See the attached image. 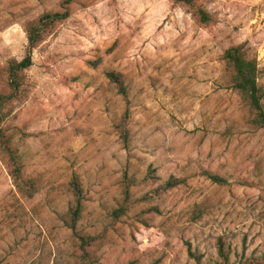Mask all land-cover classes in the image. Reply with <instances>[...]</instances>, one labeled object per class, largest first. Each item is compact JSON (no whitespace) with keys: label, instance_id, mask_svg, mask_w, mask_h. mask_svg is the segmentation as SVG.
<instances>
[{"label":"rangeland","instance_id":"374dc122","mask_svg":"<svg viewBox=\"0 0 264 264\" xmlns=\"http://www.w3.org/2000/svg\"><path fill=\"white\" fill-rule=\"evenodd\" d=\"M202 6L208 26L170 0H74L34 50L1 127L40 191L24 197L0 156V264H79L75 234L91 239L95 264H196L189 251L220 264L219 239L230 264L264 255V130L247 124L222 61L244 45L264 86V0ZM65 7L0 0V92L9 61L27 54L26 25ZM109 72L124 76L126 98ZM126 110L125 143L116 125ZM75 176L76 232L66 224ZM172 177L183 181L161 193Z\"/></svg>","mask_w":264,"mask_h":264},{"label":"trees","instance_id":"16d2710c","mask_svg":"<svg viewBox=\"0 0 264 264\" xmlns=\"http://www.w3.org/2000/svg\"><path fill=\"white\" fill-rule=\"evenodd\" d=\"M175 5H182L187 8L198 23L208 26L213 22L212 15L202 6V0H170ZM74 0H65L64 12H46L37 20L28 23L25 27L28 46L27 54L21 61L11 60L5 69L7 93L0 92V156L8 166L14 185L18 191L26 198H33L40 191V183L35 179H29L23 171V164L18 151L13 147L10 137L1 127L2 113L6 106L16 98L24 85L26 71L33 65V52L45 40V38L58 25L67 20L70 15V5ZM224 64V76L229 86L238 94L242 104L248 110L247 124L256 130H264V86L258 79L260 67L256 58H249L244 45L232 46L225 51L222 56ZM107 78L114 85L117 94L126 98L128 87L122 74L116 72L107 73ZM130 112L126 110L119 123L116 125V132L126 143L129 137L128 123ZM153 173V171L151 172ZM214 179H218L214 177ZM219 180V179H218ZM183 180L170 178L162 184L159 191L165 194L175 189ZM69 190L73 196V205L69 210L67 227L76 232V226L81 219L84 204V189L79 177H73L69 183ZM124 210V209H123ZM123 214V211H119ZM79 241L80 255H78L79 264H95L93 255L88 249L91 239L75 234ZM220 264H230L231 245L219 239L216 243ZM189 256L196 261V264H202L192 251ZM133 264V263H128ZM238 264H264V255L251 256L245 255Z\"/></svg>","mask_w":264,"mask_h":264}]
</instances>
